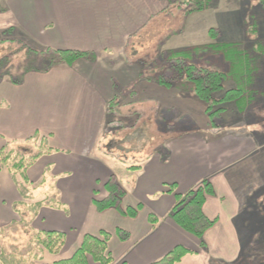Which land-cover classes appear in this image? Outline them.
I'll list each match as a JSON object with an SVG mask.
<instances>
[{
	"label": "crops",
	"instance_id": "crops-1",
	"mask_svg": "<svg viewBox=\"0 0 264 264\" xmlns=\"http://www.w3.org/2000/svg\"><path fill=\"white\" fill-rule=\"evenodd\" d=\"M0 2L6 9L0 18L7 21L0 31L10 33L15 41L37 51L73 50L96 56L94 62L81 59L73 66L61 65L47 74L29 73L17 86L10 81L0 84L6 86L3 98L8 101H0V148L40 132L55 150L42 156L29 170L33 187L41 190L47 177L60 192L64 205L61 209L44 207L34 222L36 230L62 232L67 238L61 255L46 254L45 262L71 258L86 235L98 236L106 231L111 235L109 251L115 264H153L179 245L193 253L178 264H237L244 253L238 226L248 221L239 223L247 212H243L242 187L234 181L243 179L244 171L237 174L231 169L245 159L246 140L232 136L207 138L198 132L174 138L168 142L166 161L157 156L138 171L144 183L162 170L172 177L161 178L152 188L144 189L142 184L134 198L126 194L123 200L125 211L142 205L136 218L115 209L100 212L94 204L95 199L108 196L104 185L114 175L103 176L96 167V152L105 136L114 84L118 80L119 89L127 90L143 80L141 65L125 56L126 46L129 38L154 17L155 10H143L141 0ZM144 82L151 85L135 89L134 96L152 90L153 83ZM182 112L189 116L186 109ZM201 112L204 115L203 107ZM197 129L205 131L207 127ZM205 180L214 188V195L207 198L205 213L217 223L205 234V246L201 247L198 238L171 219L175 195L157 194L166 191L164 184H177L178 192L184 194ZM47 190L39 194L38 202L45 199ZM20 202L22 197L9 171L0 173V229L19 220L15 206ZM151 214L160 220L155 227L149 220ZM118 230L126 231L129 240H120Z\"/></svg>",
	"mask_w": 264,
	"mask_h": 264
},
{
	"label": "rangeland",
	"instance_id": "rangeland-1",
	"mask_svg": "<svg viewBox=\"0 0 264 264\" xmlns=\"http://www.w3.org/2000/svg\"><path fill=\"white\" fill-rule=\"evenodd\" d=\"M184 1L141 0L143 10L147 7L156 13L147 25L129 38L126 58L140 66L143 62L165 58L174 50L214 43H239L243 50L259 59L257 88L264 93V55L255 50L257 42L264 45V13L259 6L260 0H214L209 8L192 14H186L179 6ZM6 22V18H0V28ZM212 29L220 32L218 38L211 36ZM5 33L0 31V42H4L0 45V61L17 66L25 50L12 39L10 33ZM167 36L169 38L165 39ZM158 67L161 68V64ZM3 81L11 82L8 76ZM144 81L138 80L127 90L119 89L120 81H115L111 101L115 99L122 107L114 117L108 114L106 118L105 136L99 145L100 150L96 152L99 173L103 176L114 174L126 194L134 198L142 184L144 189L152 188L159 184L161 178L172 177L170 172L162 170L161 174L158 172L144 183L143 175L130 170L131 166H145L147 162H154L157 156L162 157L170 140L197 132L207 138L232 136L246 140L245 159L231 169V173L237 174L244 171V178L234 181L242 187L243 212H247V217L241 216L239 223H243L244 219L248 221L247 225L238 226L244 253L237 264H264V97L258 98L243 114L233 104L226 105L227 111L214 118L217 126L213 127L205 106L193 94L191 86L166 88L153 83L152 90L134 96L135 89L151 85ZM5 92V84L0 85V101L8 102L7 98H3ZM184 109L189 116L182 112ZM202 126L207 130L197 129ZM13 146L29 154L37 150L35 144H27L26 140L15 141ZM170 185L164 184V187L168 189ZM40 189L38 197L45 191V188ZM29 235V230H23L18 245L24 246ZM56 261L60 260L48 263Z\"/></svg>",
	"mask_w": 264,
	"mask_h": 264
},
{
	"label": "trees",
	"instance_id": "trees-1",
	"mask_svg": "<svg viewBox=\"0 0 264 264\" xmlns=\"http://www.w3.org/2000/svg\"><path fill=\"white\" fill-rule=\"evenodd\" d=\"M172 2L173 0H167ZM214 0H185L179 6L186 14L201 12L209 8ZM260 9L264 13V0H260ZM6 9L0 2V14ZM10 32V31H8ZM6 34V33H5ZM210 34L218 38L220 32L212 29ZM169 38L167 36L165 39ZM25 50L19 65L9 66L5 60L0 61V84L5 77H9L14 85L24 82L29 73L47 74L61 65L73 66L81 59L96 61V56L73 50L37 51L19 42ZM4 42H0V45ZM162 45L160 43L159 47ZM258 53L264 55V45L256 43ZM157 61L159 63H157ZM157 61L143 62L141 64V78L166 88L179 86H191L193 94L203 103L211 120V125L217 126L214 118L227 111L226 105L233 104L239 113L243 114L252 107L258 98L264 97L262 90L257 88L258 75L260 74L259 59L251 53L243 50L239 43H214L191 48H184L169 52L166 57ZM161 64V68L158 66ZM153 71L148 74V72ZM228 86V87H227ZM124 106V105H123ZM122 105L112 100L108 107L110 117L120 112ZM113 123V122H110ZM27 144H35L37 150L34 153H26L8 143L0 148V173L9 171L13 178L23 202L15 206L19 220L0 229V264H48L45 255L59 256L66 245L65 233L58 231H42L34 229L35 220L39 217L44 207L61 209L64 207L61 194L50 184L47 177L40 185L45 188V199L38 202V189L33 187L29 178V170L35 166L38 160L55 152L50 146L49 140L36 133L26 140ZM163 159L168 158L165 150ZM142 165L131 166L130 170L140 171ZM50 171L47 170V173ZM51 186V188H50ZM108 196L104 199H95L94 204L98 211L104 212L115 209L121 214L136 218L142 205L137 209L123 210L122 204L126 192L121 184L112 175L104 185ZM175 195L176 205L170 217L185 232L198 238L201 247L205 246V234L217 223L205 213L207 198L214 195V188L209 180H205L197 188L187 193H179L177 184H172L163 191ZM162 193H158L160 196ZM150 223L157 226L159 218L151 214ZM23 230H29L30 235L24 246L18 245ZM120 240L128 241L129 234L118 230ZM111 235L102 231L98 236L86 235L81 247L69 259L60 260L54 264H115L109 251ZM193 251L179 245L169 252L164 258L153 264H178ZM121 264H129L122 262Z\"/></svg>",
	"mask_w": 264,
	"mask_h": 264
}]
</instances>
